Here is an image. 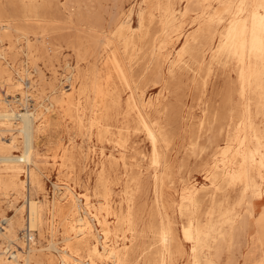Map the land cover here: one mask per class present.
<instances>
[{"label":"rangeland","instance_id":"rangeland-1","mask_svg":"<svg viewBox=\"0 0 264 264\" xmlns=\"http://www.w3.org/2000/svg\"><path fill=\"white\" fill-rule=\"evenodd\" d=\"M2 79L0 99L37 111L42 159L0 165V225L16 239L0 234V262L60 263L65 185L107 204L117 264H264V0H0ZM7 126L22 150V124ZM29 194L43 210L30 233ZM99 246L94 230L72 256L111 264Z\"/></svg>","mask_w":264,"mask_h":264},{"label":"bare ground","instance_id":"bare-ground-1","mask_svg":"<svg viewBox=\"0 0 264 264\" xmlns=\"http://www.w3.org/2000/svg\"><path fill=\"white\" fill-rule=\"evenodd\" d=\"M7 29L8 28H2V30L4 31H6ZM18 76L21 77L20 75ZM24 76L26 77L28 76L27 71L24 72ZM20 79L22 81V77ZM11 84L12 82L9 79L0 80V87H5V88L7 87V89H9L8 87ZM6 94H8V90ZM6 94L5 97H3V99L1 97L0 101L2 104H5V106L9 107V100H7V98L9 97L11 99L12 97ZM19 94L21 97H23L21 98L22 103L26 104V99H25L26 92H23V90L20 89ZM60 96L69 97L70 95L67 94L66 92L61 91ZM58 97H59L58 94L55 91H52L50 93V96H47L45 98L48 103L46 105L47 114L50 112V109L54 107V105H57L61 101L59 100ZM36 112H37L36 110H33L32 112L26 111L25 113H16L10 107L7 110H0V127H1L0 136L5 133L10 134L9 142L6 145L7 153L6 155L4 154L0 155V165L3 167L4 170L10 172L14 171V172L26 173V170L19 168L17 165L24 164L29 170L30 167H35L36 164L42 159V156L38 155L37 149L35 148L36 134L39 130L38 118H37L38 115ZM18 122L22 124V129L18 131L19 134L22 135V139H23L22 150L18 149L19 143L17 141V138L13 136L12 131L8 130V126H7L9 123L16 124ZM147 136L151 141V143L155 145L157 142L156 135L149 128L147 129ZM63 153L60 156V160H59L61 161V163H63L64 161V159H62ZM15 154H19V155H15ZM56 158H52V162L54 165H58ZM59 166L61 165L59 164ZM63 187L65 193H61L62 195L61 198L59 199L61 203L63 202V204L60 203L61 205H59V211L63 216L62 219L64 220V225H63L64 234H63V248L59 250L62 253L59 264H96V262L93 261L92 259H87L86 261H82L76 256L74 257L72 256L73 254L72 244L74 239L79 238L80 240H84L94 230L96 233L97 244L100 245L96 249L98 260H100V262L102 261V262H109L111 264H117L118 254L116 250L112 246L107 245L108 226H107L106 216L109 215L107 204L99 203L96 207H94L91 204L88 196L75 194L65 185ZM80 200H82V202H80ZM80 203L83 204L80 205ZM25 205L27 207L26 228L27 231L30 233L38 230V228L42 225L43 210L39 206V203L36 202L30 196V194L27 195L26 197ZM69 205L73 206L75 209L85 210L82 212L79 219L72 218V209L71 208L67 209V206L69 207ZM250 208L251 209L249 211V217H252L253 202L251 203ZM91 222L96 224L97 227L100 228V231L95 229L92 226ZM3 224H6L7 226L2 227V225H0L1 236H4L6 232H9L11 241L16 242V239H14V235L11 234V231H7L6 229L7 227L10 228L12 226V221L4 220ZM241 229L244 230L245 225H242ZM53 232L54 229H52V233ZM188 238L190 241L194 243V248L192 251L195 254L197 251V247L200 244V239L198 237V234L194 236L189 234ZM163 241L165 244H169L170 237L165 236L163 238ZM53 247H54L53 245L49 246V248H53ZM22 255H23L22 253H19L16 250V253L10 256L12 261H7L6 259V261L0 262V264H20ZM2 256H4V253L2 254ZM24 261L25 264H34L29 256ZM195 264H198V262L195 261Z\"/></svg>","mask_w":264,"mask_h":264}]
</instances>
